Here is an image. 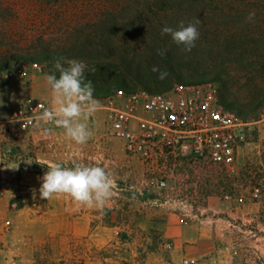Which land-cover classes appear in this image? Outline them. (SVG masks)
Instances as JSON below:
<instances>
[{"label": "rangeland", "instance_id": "obj_1", "mask_svg": "<svg viewBox=\"0 0 264 264\" xmlns=\"http://www.w3.org/2000/svg\"><path fill=\"white\" fill-rule=\"evenodd\" d=\"M78 3L42 9L23 0H0V65L8 56L9 67L39 63L49 74H59L54 64L60 59L67 67L66 60L45 58L42 48L80 34L100 15L129 16L135 32L153 23L179 29L181 21L187 26L198 19L195 47L173 56L196 69L183 78L219 82L228 101L246 111L253 124L245 140L237 141L236 171L192 160L185 171H142L121 142L117 171H111L112 156L109 162L84 161L105 168L113 181L103 210L78 205L66 194L42 200L40 187L35 199L33 189H0V264H23V245L25 264H264V208L258 221L256 210L248 209L245 218L240 209L246 200L261 199L263 187L240 193L238 176L244 163L238 150L246 143L251 170L264 168V0ZM128 86L143 87L134 78ZM162 179L167 184L161 188ZM85 221L93 232L87 234Z\"/></svg>", "mask_w": 264, "mask_h": 264}, {"label": "built area", "instance_id": "obj_2", "mask_svg": "<svg viewBox=\"0 0 264 264\" xmlns=\"http://www.w3.org/2000/svg\"><path fill=\"white\" fill-rule=\"evenodd\" d=\"M42 72L39 63L20 64L0 71V83ZM217 81L176 83L164 92L144 87L119 89L102 101L106 133L124 142L128 156L142 171H182L187 160L236 171L237 141L245 140L243 120L220 97ZM53 107L45 100L27 98L14 108L9 119L0 120V150L21 140L26 133L50 134L57 127L40 119ZM264 120V115L263 119ZM167 181L162 179L160 187Z\"/></svg>", "mask_w": 264, "mask_h": 264}, {"label": "crops", "instance_id": "obj_3", "mask_svg": "<svg viewBox=\"0 0 264 264\" xmlns=\"http://www.w3.org/2000/svg\"><path fill=\"white\" fill-rule=\"evenodd\" d=\"M47 71L37 72L31 70L27 77H15L5 83H0V120L9 119L15 106L22 100L33 98L47 101L53 108L54 97L50 86L47 83ZM99 101V109L90 116L81 117V122L86 123L91 136L84 144H77L66 136L63 128H55L50 134L42 131H33L26 133L23 138L12 145H5L0 150V189L4 191H18L36 189L41 186L44 171L54 164H61L64 167H74L77 162L84 164V161L95 160L101 163L109 162L108 157L112 156L113 168L111 171H117V164L120 163L119 153L124 142L117 137L109 136L106 131V111L103 109L102 101ZM122 144H121V143ZM260 146L259 141L256 142ZM241 146L240 159L244 160L238 176L240 177V193L248 192L250 189L255 193L262 186V198L258 197L246 200L240 206L244 217L250 215L248 209H254L255 218L258 221L264 208V168L257 167L252 171L247 155V146ZM257 161H263L261 157H256ZM188 161V160H187ZM128 162V161H127ZM131 162V161H130ZM123 163V162H122ZM262 163V162H261ZM125 164V162H124ZM128 166V165H127ZM131 167V166H130ZM185 171L184 169H182ZM3 176V177H2ZM247 195V194H246ZM259 196V195H258ZM87 234L92 231L88 221ZM84 228V230H85ZM98 226L95 232L98 231ZM93 232V231H92ZM22 245V244H21ZM22 262L25 264L24 255L28 254L25 246L21 247ZM25 253V254H24Z\"/></svg>", "mask_w": 264, "mask_h": 264}, {"label": "trees", "instance_id": "obj_4", "mask_svg": "<svg viewBox=\"0 0 264 264\" xmlns=\"http://www.w3.org/2000/svg\"><path fill=\"white\" fill-rule=\"evenodd\" d=\"M23 1L30 6L42 9L79 4V0ZM99 17L100 19L91 23L86 30L79 32L80 34L69 35L60 45L42 48L47 59L61 56L64 60L76 59L87 64L84 82H92L94 97L104 98L119 89L134 90L128 86L131 78H134L144 88L155 92L169 90L174 81L180 83L205 82L204 79L186 80L183 78L184 72H196V69L174 59V54L178 53L184 45L176 44L170 34L162 35L164 26L153 23L135 32L133 30L136 27L130 29L129 16L109 13ZM139 23H143V21ZM171 28L178 30L175 26ZM158 49H166V54L163 57L158 55ZM66 54L67 56L64 57L63 55ZM5 58V61L0 65V70L13 64L8 56ZM153 66L167 71L168 76L163 80L159 79V73L152 71ZM93 68L94 72L91 71ZM50 74L59 76L55 70H51ZM152 85L156 86L158 90L152 89ZM220 97L229 108L236 111L243 120L248 121L247 112L230 103L223 94L222 88Z\"/></svg>", "mask_w": 264, "mask_h": 264}, {"label": "clouds", "instance_id": "obj_5", "mask_svg": "<svg viewBox=\"0 0 264 264\" xmlns=\"http://www.w3.org/2000/svg\"><path fill=\"white\" fill-rule=\"evenodd\" d=\"M254 16L255 12H250L247 19L252 21ZM199 23L197 19L195 23L184 26V22L181 21L178 30L165 26L162 35L170 34L176 44H183L185 50L190 52L199 37L196 27ZM157 54L163 57L166 49H158ZM65 63L67 67H64L58 59L54 68L59 72V76L55 74L47 76V83L56 106L51 110L45 109L40 119L63 128L68 138L77 144H84L91 136V132L87 124L81 122V117L96 112L100 104L94 98L92 82H84L85 69L88 65L76 59H68ZM91 71L94 72L95 69ZM152 71L158 72V78L161 80L168 76L167 71H162L156 66H153ZM38 179L42 180L39 188V197L42 200H49L54 194H66L78 205L103 210L113 195V181L105 168L100 166L77 164L68 168L57 163ZM32 192L35 199L36 190L33 189Z\"/></svg>", "mask_w": 264, "mask_h": 264}]
</instances>
